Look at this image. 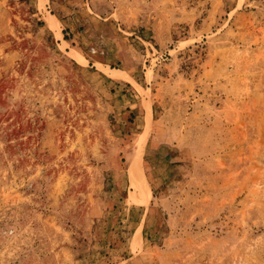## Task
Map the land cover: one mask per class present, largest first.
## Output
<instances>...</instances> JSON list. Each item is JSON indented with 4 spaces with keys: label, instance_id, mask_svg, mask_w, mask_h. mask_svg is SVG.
Here are the masks:
<instances>
[{
    "label": "rangeland",
    "instance_id": "1",
    "mask_svg": "<svg viewBox=\"0 0 264 264\" xmlns=\"http://www.w3.org/2000/svg\"><path fill=\"white\" fill-rule=\"evenodd\" d=\"M0 264H264V0H0Z\"/></svg>",
    "mask_w": 264,
    "mask_h": 264
},
{
    "label": "bare ground",
    "instance_id": "2",
    "mask_svg": "<svg viewBox=\"0 0 264 264\" xmlns=\"http://www.w3.org/2000/svg\"><path fill=\"white\" fill-rule=\"evenodd\" d=\"M112 77H113V78H120V77H122V76L119 75L118 73H114V74L112 75ZM144 138H146L145 135L140 139V142H143V141H144Z\"/></svg>",
    "mask_w": 264,
    "mask_h": 264
}]
</instances>
